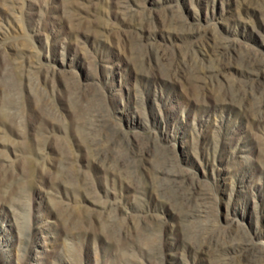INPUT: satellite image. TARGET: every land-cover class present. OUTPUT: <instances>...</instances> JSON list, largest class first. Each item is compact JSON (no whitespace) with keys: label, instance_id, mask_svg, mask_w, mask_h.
<instances>
[{"label":"rangeland","instance_id":"1","mask_svg":"<svg viewBox=\"0 0 264 264\" xmlns=\"http://www.w3.org/2000/svg\"><path fill=\"white\" fill-rule=\"evenodd\" d=\"M0 264H264V0H0Z\"/></svg>","mask_w":264,"mask_h":264}]
</instances>
